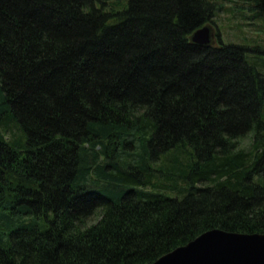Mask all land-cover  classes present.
Wrapping results in <instances>:
<instances>
[{
    "label": "trees",
    "instance_id": "16d2710c",
    "mask_svg": "<svg viewBox=\"0 0 264 264\" xmlns=\"http://www.w3.org/2000/svg\"><path fill=\"white\" fill-rule=\"evenodd\" d=\"M220 5L0 0V264H147L215 227L264 232V47L190 39Z\"/></svg>",
    "mask_w": 264,
    "mask_h": 264
},
{
    "label": "water",
    "instance_id": "95a60500",
    "mask_svg": "<svg viewBox=\"0 0 264 264\" xmlns=\"http://www.w3.org/2000/svg\"><path fill=\"white\" fill-rule=\"evenodd\" d=\"M214 36V27L206 23L196 29L190 39L207 45L216 41ZM147 264H264V232L215 227Z\"/></svg>",
    "mask_w": 264,
    "mask_h": 264
},
{
    "label": "rangeland",
    "instance_id": "374dc122",
    "mask_svg": "<svg viewBox=\"0 0 264 264\" xmlns=\"http://www.w3.org/2000/svg\"><path fill=\"white\" fill-rule=\"evenodd\" d=\"M217 3L221 4L219 6L218 16L213 22L214 26L217 28V32L224 41H246L251 45L254 43H261L264 47V31L261 28L253 27L246 24L244 15L239 12L238 7L241 8L243 5L248 3L247 0H216ZM250 14V13H249ZM259 25V24H258ZM252 29V30H251ZM250 38V40H245ZM242 145L250 147L252 145L251 137L247 136L242 140Z\"/></svg>",
    "mask_w": 264,
    "mask_h": 264
}]
</instances>
